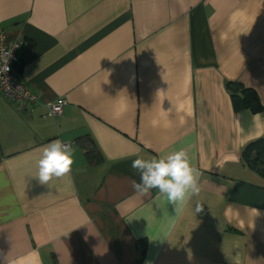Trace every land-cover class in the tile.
<instances>
[{
  "label": "crops",
  "instance_id": "obj_1",
  "mask_svg": "<svg viewBox=\"0 0 264 264\" xmlns=\"http://www.w3.org/2000/svg\"><path fill=\"white\" fill-rule=\"evenodd\" d=\"M0 27L38 95L0 92V264H264V176L241 159L264 137V0H0ZM55 139L75 163L41 185ZM180 148L199 196L134 190L133 159Z\"/></svg>",
  "mask_w": 264,
  "mask_h": 264
},
{
  "label": "clouds",
  "instance_id": "obj_2",
  "mask_svg": "<svg viewBox=\"0 0 264 264\" xmlns=\"http://www.w3.org/2000/svg\"><path fill=\"white\" fill-rule=\"evenodd\" d=\"M74 163L71 142L52 140L43 147L35 178L39 184L49 185L54 179L70 174ZM131 168L139 175V182L133 181V187L141 195H148L155 189L157 198L162 196L171 204L182 206L201 192V173L184 148L150 159L137 156L132 160ZM199 211H202V205L197 204L196 212ZM3 255L0 251V256Z\"/></svg>",
  "mask_w": 264,
  "mask_h": 264
},
{
  "label": "built area",
  "instance_id": "obj_3",
  "mask_svg": "<svg viewBox=\"0 0 264 264\" xmlns=\"http://www.w3.org/2000/svg\"><path fill=\"white\" fill-rule=\"evenodd\" d=\"M22 48V39L8 40L6 33L0 27V92L15 104H20L23 101L35 103L38 102V95L30 91L17 74V65L20 63ZM65 103L64 98H57L54 102L49 103L46 116L60 114Z\"/></svg>",
  "mask_w": 264,
  "mask_h": 264
},
{
  "label": "trees",
  "instance_id": "obj_4",
  "mask_svg": "<svg viewBox=\"0 0 264 264\" xmlns=\"http://www.w3.org/2000/svg\"><path fill=\"white\" fill-rule=\"evenodd\" d=\"M249 90L248 88H243L241 93L232 91V100L235 102L237 108L249 106V102L251 101V96L249 95H252V91ZM241 159L244 164L254 168L264 176V137L247 143L241 151Z\"/></svg>",
  "mask_w": 264,
  "mask_h": 264
}]
</instances>
